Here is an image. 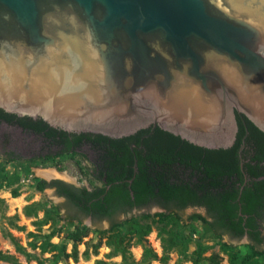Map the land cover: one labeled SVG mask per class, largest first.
Masks as SVG:
<instances>
[{
  "label": "water",
  "instance_id": "water-1",
  "mask_svg": "<svg viewBox=\"0 0 264 264\" xmlns=\"http://www.w3.org/2000/svg\"><path fill=\"white\" fill-rule=\"evenodd\" d=\"M0 110L68 133L122 139L159 128L228 150L237 114L264 133V0H0ZM45 152L0 127L1 158ZM45 195L86 226L112 225L82 217L52 189Z\"/></svg>",
  "mask_w": 264,
  "mask_h": 264
},
{
  "label": "trees",
  "instance_id": "trees-1",
  "mask_svg": "<svg viewBox=\"0 0 264 264\" xmlns=\"http://www.w3.org/2000/svg\"><path fill=\"white\" fill-rule=\"evenodd\" d=\"M3 123L18 126L46 149L44 156L27 160L23 169L26 178L33 177L39 192L56 188V194L64 197L66 205L82 217L93 221L108 220L112 224L107 230H93L98 241L90 244L84 240L91 229L82 226L81 220H76L78 223L73 229L64 231L59 225V206H46L41 202L28 204L23 208L27 218L37 219L39 213H43V218L34 223L38 229L50 225L41 244L33 240L29 242V248L39 249L41 255L51 254V258L40 259L32 255L11 233L5 236L11 241L16 253L22 255L29 264L32 260H36L37 264L50 261L54 264H68L70 261L78 264L81 256L86 261L92 254L97 256L103 244L111 249L109 257L121 258L120 264H169L173 254L178 255L175 264H264V180L260 179L264 172L250 162L245 165L250 179L245 180L240 168L238 144L228 150H208L159 128L143 130L122 139L74 134L51 128L42 120L20 118L0 110V126ZM250 131L261 134L252 125ZM85 146L89 147L94 157L92 168L86 170L81 166V159L77 163L91 185L94 187L95 182L100 186L89 190L62 181L49 183L34 177L32 167L38 168L48 161L55 163L58 158H80L79 151ZM18 160L14 153H9L0 162V191L10 190L14 199L22 194V176L9 172L7 166ZM152 205L165 211L153 215L144 213L124 222L114 221L119 214H128ZM191 207L204 208L207 214H192L187 223L180 214ZM5 209V201L0 198V211ZM4 218L16 230H25L24 226L17 224L18 215ZM194 223L201 224L204 229L200 238H194L197 233ZM154 231L161 244V255L148 240ZM63 232L64 238L72 245L71 252H68L67 244L52 242ZM207 234H211L210 238L218 243L219 252L206 255ZM224 236L233 239L247 237L251 242L247 247L248 252L242 254L238 247L224 242ZM28 237L38 239L40 236L31 232ZM191 241L195 242L194 249L190 248ZM82 244L86 246L83 253L79 250ZM135 247L142 248L139 261L132 252ZM90 248L93 249L92 254ZM0 262L21 264L15 255L1 250ZM94 264L115 263L97 260Z\"/></svg>",
  "mask_w": 264,
  "mask_h": 264
},
{
  "label": "rangeland",
  "instance_id": "rangeland-1",
  "mask_svg": "<svg viewBox=\"0 0 264 264\" xmlns=\"http://www.w3.org/2000/svg\"><path fill=\"white\" fill-rule=\"evenodd\" d=\"M79 157L73 158V157H64L56 161L55 163H52L51 161H48L46 163H42L38 168L32 167V172L34 177H38L41 179H44L46 181L49 180H61L65 183H69L71 185L77 186V187H89L91 188V181L83 174L84 171H80V166L78 165L77 161L79 160ZM82 159V158H81ZM3 161V158L0 157V162ZM27 160H18L15 163L9 164L7 166L9 172L11 173H18L22 176V189H21V196L17 199L12 198L10 190L4 189L0 191V198L4 199L6 209L3 211H0V250L5 252V253H10L12 255H15L21 262V264H29L26 259L16 253L14 246L12 245L11 241L5 236V234L11 233L13 236H15L23 246L27 247L28 251L40 258V259H48L51 258V254H45L41 255L40 250H31L29 248V242L36 240L38 244H41L43 241V236L48 233L50 225L44 226L41 230L38 229L35 226V222L38 219L43 218V213H39L38 218H27L23 214V208L31 204L33 202H41L46 206H51L54 205L50 203L45 195L44 192H39L34 184L33 177L26 178L24 175V166ZM82 165L87 166V162H84ZM81 165V166H82ZM54 171L56 175L50 179H46L42 176L41 171ZM94 185L96 183L94 182ZM156 214V213H153ZM152 214V215H153ZM192 214H202L206 215L205 210L200 209V208H189L183 211V220L187 221L189 216ZM18 215L19 221H18V226H24L25 230L24 231H19L16 230L13 226H11L8 221L4 218L6 217H12ZM60 216L61 220L59 221V225L64 228V231L73 229L74 225L77 224L78 222L73 220L72 218L68 217L61 209H60ZM188 223V221H187ZM82 226L91 229V232L89 233L88 237L84 240V242H89L90 244H95L98 241L97 235L93 232L95 228L86 226L82 224ZM193 227L197 230L196 235H194V238H200L204 234V229L199 223H194ZM107 230V229H105ZM126 230V228H124ZM36 233L39 234L38 239L30 238L28 237V233ZM263 235H264V228H263ZM65 234L64 232L61 233L59 236H56L53 238L52 242L56 244H67V250L68 252H71L72 250V245L67 242V240L64 238ZM211 234L206 235V245L208 246V251L206 255H210L213 252H219V245L216 241L212 240L210 238ZM210 238V239H209ZM151 246L156 250V252L161 255L162 250H161V244L160 241L157 238V233L154 231L148 238ZM224 242H227L229 244H232L236 247L239 248L242 254H246L248 252V245L251 243L248 240L246 241H240V242H235V241H230L227 238H223ZM105 242V240L103 241ZM190 248L194 249L195 248V242L191 241ZM86 249V246L84 244L79 246V250L81 253H83ZM262 249L264 250V244L262 245ZM93 249L90 248V253L92 254ZM111 249L108 248L103 244V246L99 249V254L97 256L91 255V258L86 261L82 256L80 257V261L78 264H94L97 260H102L106 262H112L115 264H120L121 263V258L120 257H109L108 255L110 254ZM132 252L134 257L136 258L137 261L141 260L142 257V248L141 247H135L132 248ZM178 259L177 254L172 255V260L170 261L169 264H175L176 260ZM0 264H8L5 262H0ZM30 264H37L36 260H32ZM47 264H54L53 261L48 262ZM58 264H64V262H60ZM68 264H75L74 262L70 261ZM153 264H158L157 262H154ZM190 264V263H186ZM227 264V263H226Z\"/></svg>",
  "mask_w": 264,
  "mask_h": 264
},
{
  "label": "flooded vegetation",
  "instance_id": "flooded-vegetation-1",
  "mask_svg": "<svg viewBox=\"0 0 264 264\" xmlns=\"http://www.w3.org/2000/svg\"><path fill=\"white\" fill-rule=\"evenodd\" d=\"M237 121H238L239 130L237 133V139H236L234 146H236L237 144L239 145L238 153H239V160H240V168H241V171L244 173L245 180L247 181L250 178H249V172L247 171V169H245L246 164L251 162L253 166L258 167L259 171L264 172V133L261 132L259 129L258 130H259V132H261V134L256 133L255 131H254V133H252L250 131V125H252V126H254V125L252 122H250L243 115L237 114ZM2 126H8L10 128H17V129L22 130L18 126H10L6 123H3L0 127H2ZM242 127H243V133H242ZM84 150L87 151L89 155L87 153H84L83 152ZM79 152L81 154L80 159L82 158L81 159L82 160L81 165L84 162H87V166L86 165L85 166L82 165V166L85 167L86 170L91 169L92 168V161H93L94 157H93L92 152L89 150V147L85 146ZM46 153H47V151L45 152V154ZM59 159H61V158H58L57 161ZM80 171H82V170L80 169ZM260 179L264 180V176H262ZM54 181H61V180H52V181H47V182L51 183ZM95 186H100V184H96V185H94V187ZM75 187H77V186H75ZM83 187H86V186H83ZM94 187L92 186L91 188H89V187H86V188H88L89 190H92ZM77 188H82V187H77ZM49 189L54 190V192L56 193V188H49ZM60 198H63V200L66 202V199L64 197H60ZM191 208H197V207H191ZM200 209L205 210L204 208H200ZM205 212L207 214L206 210H205Z\"/></svg>",
  "mask_w": 264,
  "mask_h": 264
},
{
  "label": "bare ground",
  "instance_id": "bare-ground-1",
  "mask_svg": "<svg viewBox=\"0 0 264 264\" xmlns=\"http://www.w3.org/2000/svg\"><path fill=\"white\" fill-rule=\"evenodd\" d=\"M41 171V170H40ZM42 173V176L44 177V178H46V179H50V178H52V177H54L55 175H56V173L54 172V171H41Z\"/></svg>",
  "mask_w": 264,
  "mask_h": 264
}]
</instances>
